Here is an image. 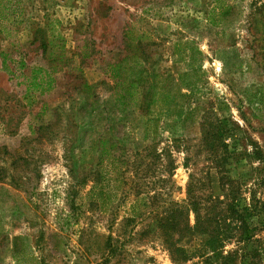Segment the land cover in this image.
<instances>
[{"label":"rangeland","instance_id":"obj_1","mask_svg":"<svg viewBox=\"0 0 264 264\" xmlns=\"http://www.w3.org/2000/svg\"><path fill=\"white\" fill-rule=\"evenodd\" d=\"M0 54V264H220L197 231L179 263L159 237L154 198L190 178L250 208L221 256L264 264V0H0Z\"/></svg>","mask_w":264,"mask_h":264},{"label":"trees","instance_id":"obj_2","mask_svg":"<svg viewBox=\"0 0 264 264\" xmlns=\"http://www.w3.org/2000/svg\"><path fill=\"white\" fill-rule=\"evenodd\" d=\"M3 66L5 67V69H8L6 68L4 63ZM114 67L116 68V73L113 74V77L118 78V69L120 68L119 63L114 65ZM42 74L47 75L46 71L40 68L31 70L30 76L27 79L28 84L26 87V93L33 90L40 91V94L44 93L43 83L46 82L44 80L45 78L41 76ZM143 80H146V78H143ZM84 87H86L87 91L89 92V87L86 85H84ZM185 88L192 91V88L190 87ZM151 90L152 89L149 88L146 91H142L138 98L136 110L141 116L149 115V109L152 104ZM181 91L182 90H178V93H176V95L178 97L183 98L185 96L182 95ZM89 97L94 99V97H92L91 95H89ZM120 98L124 101L127 100L123 97ZM96 102L97 100L95 101V103ZM187 115H189L188 111ZM216 136L219 137L218 134H215L214 141L216 140ZM108 142V140L101 138L97 141L101 159L105 158L106 156H109L111 151L115 149V144L111 143L109 144V146H107ZM212 155L213 163L215 164V167L218 170L219 164H224L226 158L222 157V159L220 158V160L217 153H213ZM112 157L114 158V156ZM159 158L160 155H157V159ZM173 167L174 166L172 164L171 171L174 169ZM119 173L123 175L122 172ZM135 173L137 174V172ZM119 181L121 182L123 180L120 178ZM224 182L225 184H229V186H234V182L227 179L226 176L223 175L221 179L222 191L224 187ZM231 190L233 191L232 188ZM200 191H202V187L199 182H194L190 178L186 186V198L184 200L180 202H175L171 199L162 200L163 194H161V192L156 195L154 199L160 200L161 202L159 206V211L155 214V223L159 237L162 239V243L172 255V261L175 263L184 261L186 255V251L179 248V242L192 231H197L207 237L205 251L211 254L213 259H216L217 261L221 260L219 261L220 264H235L233 261L230 260V257H232L233 255L236 256L237 252L230 253L227 257L221 256L223 239H230V233H234V235L237 234L238 236V238L236 239L237 243L239 244L240 242H243L242 233L247 230V224L246 220L243 218V214L247 215L250 212V208L238 210L235 204L231 203L230 205H227V209H224L225 206L222 204L219 198L213 195L202 196ZM190 213H192L194 216L195 223L193 227L190 226L189 222ZM223 213H229L232 217L231 220L236 223L240 221L239 224H235L233 228L232 225L229 224L228 226H226V229H224L223 227L225 226V224L223 223L222 219Z\"/></svg>","mask_w":264,"mask_h":264}]
</instances>
